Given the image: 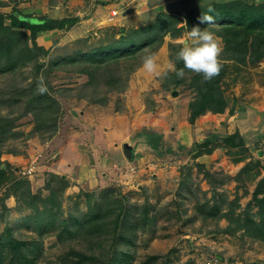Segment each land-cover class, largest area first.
<instances>
[{
	"label": "rangeland",
	"instance_id": "374dc122",
	"mask_svg": "<svg viewBox=\"0 0 264 264\" xmlns=\"http://www.w3.org/2000/svg\"><path fill=\"white\" fill-rule=\"evenodd\" d=\"M224 1L229 0H0V12L4 13L16 7L33 16H77L69 28L37 34V44L46 50L41 56L44 70L63 57L108 43L121 31L149 25L159 13L176 21L177 27L183 26L179 36L165 35L163 43L152 54L158 70H168L167 76L157 77L145 71L142 62L134 59L120 61L114 66L121 78L118 87L106 85L101 79L93 93L92 87L86 85L85 74L61 64L46 73L54 90L50 93L59 104L55 133L47 138V133L34 131L30 115L15 120L16 137L2 146L0 160L9 164L8 170L14 179L26 178L30 195L40 191L41 197L48 195L45 184L49 174L54 179L67 174L64 166H55L58 159L55 144L60 140L69 137L80 144L101 146L103 140L97 131L103 134V129L117 128L126 139L139 130L153 129L163 136L154 158L125 162L113 169L103 167L106 175L101 171L90 173L79 184L67 179V186L56 197L55 229L42 237L30 207L12 195L2 200L13 187L12 183L0 187V234L9 227L15 237L40 238L43 256L36 264H55L70 246L98 255L101 248L97 242H102L105 250L111 249L107 235L88 239L73 236L62 241L56 236V230L62 225L60 220L81 218L93 209H102L106 192L112 194L110 201L114 204L123 203L130 213V222L135 217L138 219L144 209L148 212L150 222L144 228L130 234L127 226L123 227L130 242L117 240L115 244L119 253L129 254L130 264H140L149 255L167 264H264V242L253 239L242 229L225 231L230 224L226 217L202 219L196 209L204 200L212 203L213 198L220 206V213L232 207L235 214H242L249 205V211L255 214L258 206L252 193L264 177V57L255 63H236L225 58L224 41L211 27L185 24L188 11ZM241 1L257 3L256 0ZM193 26L213 31L222 48L219 84L226 107L222 113L205 111L189 123L188 104L196 96L190 86L194 73H184V81L179 85L171 83L174 63L168 44L184 46L187 32ZM187 42L190 44L191 39ZM30 68V65L24 67L17 76L30 77ZM29 77L25 82L31 80ZM5 79L0 76V88ZM92 97L104 101L93 102ZM179 129L187 131L189 136L179 137L183 134ZM235 133L239 134L242 145L228 148L221 139ZM210 134L217 135L211 152L196 155L201 150L197 143ZM124 137L118 136L116 143L119 145ZM111 150L100 152L111 153ZM241 155L245 158L236 161ZM30 167L32 170L28 173ZM51 185L57 188V181ZM86 193L92 197L89 203ZM46 206L37 203L39 211H44ZM106 255L104 251L100 257L105 263L98 260L96 264H109Z\"/></svg>",
	"mask_w": 264,
	"mask_h": 264
},
{
	"label": "trees",
	"instance_id": "16d2710c",
	"mask_svg": "<svg viewBox=\"0 0 264 264\" xmlns=\"http://www.w3.org/2000/svg\"><path fill=\"white\" fill-rule=\"evenodd\" d=\"M215 18L213 24H201L199 17L208 14ZM77 16H64L52 18L48 16H33L24 14L18 8L12 7L8 13L0 12V76H5V82L0 88V155L5 142L16 137L14 132L15 120L30 115L34 122V131L47 133L51 137L57 129V116L59 111L58 101L51 95L54 91L46 78V73L59 67L73 66L75 72L85 74L86 85L92 87V91L100 85L101 79L106 85L117 88L120 83V76L116 74L114 66L120 61L137 60L142 62L146 55H152L163 43L165 35L175 38L181 34L183 26H176L165 14L159 13L155 21L149 25L133 28L129 32H122L117 38L108 43L91 47L88 50L76 52L70 56L54 61L47 70L43 69L44 61L41 56L46 54L44 46L37 44L36 37L39 32L53 29H66L71 27ZM8 20V24L4 23ZM185 24L209 26L222 37L224 41L223 52L225 58L239 64L255 63L264 57V2L248 3L241 0H229L224 2H213L199 10H190L186 14ZM30 44V45H29ZM170 57L175 69H183L184 73L192 72L184 68L183 62L177 59L176 53L179 50L178 44L170 43ZM138 62V63H139ZM31 66L30 77L17 76L24 67ZM112 67V68H111ZM222 67L218 75L211 80L204 81L200 74L194 73L191 77L190 86L195 90V98L188 104V122L193 123L194 119L205 111L222 113L226 107V100L220 88V77ZM173 85H179L183 80L177 77L175 71L171 72ZM31 80L25 82L27 78ZM43 78L48 91L44 94L37 92V84ZM106 78V79H105ZM93 102L103 103V98H91ZM5 110V111H4ZM15 116H12L15 113ZM217 135L210 134L197 143L201 150L196 153H209ZM228 148L242 145L238 133L228 135L221 139ZM244 155L239 156L236 161L243 160ZM9 164L0 160V187L8 182L12 183L2 200L10 195L21 199L26 207L33 210V218L39 236L50 234L56 226L57 214V193L64 189L68 180L64 176L54 179L49 174L45 188L47 196H39L40 191L30 195L28 181L26 178L14 179L8 170ZM57 181V188L51 184ZM11 189V190H10ZM21 189V191H20ZM23 193V194H22ZM259 194H262L260 197ZM105 200L102 209L91 210L81 218L72 217L60 220V229L56 230L58 240L77 236L79 238H92L109 236L110 250H105L102 242H97L101 248L100 254L86 253L70 246L59 256L55 264H96L101 261V255L105 251L109 264H130L129 254L119 253L115 247L117 240L130 242L124 235V226L130 234L138 229L144 228L149 222L148 212L143 210L138 219L130 222V213L126 211L123 203L114 204L110 201L112 194L104 193ZM87 202H90L91 194H87ZM252 199L258 206L257 212L252 214L249 205L242 211V214H235L231 207L227 212L220 213V206L215 199L212 203L204 200L196 209L200 212L202 219H214L226 217L229 221L225 231L234 232L242 229L244 233L253 239L264 242V177L259 180L252 193ZM46 204L44 211H39L37 203ZM3 208L5 205L2 204ZM56 208V209H55ZM59 228V227H58ZM57 229V228H56ZM43 256L42 240L18 238L13 235L12 229L7 228L4 234H0V264H36ZM105 263V259L101 261ZM47 264H51L47 262ZM107 264V263H106ZM140 264H167L166 261H157L155 255H149Z\"/></svg>",
	"mask_w": 264,
	"mask_h": 264
},
{
	"label": "crops",
	"instance_id": "0c3cea01",
	"mask_svg": "<svg viewBox=\"0 0 264 264\" xmlns=\"http://www.w3.org/2000/svg\"><path fill=\"white\" fill-rule=\"evenodd\" d=\"M119 128H121V125ZM120 130L118 128L109 130L103 129V134L97 131V136H100L103 140L101 146L95 145V147H93L94 145L92 146V144L91 146L85 143L80 144L75 139L72 140L69 137L60 140L55 144V146H58V159L56 160L55 166H64L67 171L65 172L67 173L65 176L66 179H74L76 181L75 183L79 184L80 181L86 179V175H90V173L94 175L95 172L97 174V171H101L102 174L106 175L103 167L113 169L117 167V165H122L125 162L138 163L148 156L154 158V153L159 152L158 148L163 138L161 132L153 129L151 131L139 130L131 138H127V140L122 136ZM178 131H180L181 134L183 133L182 136L179 137H183V135L185 137L189 136L187 131L186 133L181 129ZM118 136L124 137L121 138V143L119 145L116 143L117 140H115L118 139ZM126 141L131 142L132 146L135 148V155L132 160L126 159L123 153L122 144ZM105 149H112V152H100Z\"/></svg>",
	"mask_w": 264,
	"mask_h": 264
},
{
	"label": "clouds",
	"instance_id": "9594fccd",
	"mask_svg": "<svg viewBox=\"0 0 264 264\" xmlns=\"http://www.w3.org/2000/svg\"><path fill=\"white\" fill-rule=\"evenodd\" d=\"M256 2L262 3L264 0H256ZM203 14L199 17L201 24H213L215 18L210 14ZM191 39V43L187 42V39ZM222 48L216 39L215 33L210 30H203L199 26H193L187 32V38L184 46L179 48L176 53L177 59L183 62V66L186 69L191 70L194 73L200 74L204 81L211 80L213 77L219 74L222 64L219 60ZM142 66L145 71L160 76H167L168 70H158L156 62L152 55H146L142 58ZM172 71H175L177 77L184 75L183 69H175L173 66ZM48 91L46 84L41 77L37 84V92L44 94Z\"/></svg>",
	"mask_w": 264,
	"mask_h": 264
},
{
	"label": "water",
	"instance_id": "95a60500",
	"mask_svg": "<svg viewBox=\"0 0 264 264\" xmlns=\"http://www.w3.org/2000/svg\"><path fill=\"white\" fill-rule=\"evenodd\" d=\"M122 149H123V153L126 159L132 160L134 158L135 148L134 146H132L131 142L129 141L124 142L122 144Z\"/></svg>",
	"mask_w": 264,
	"mask_h": 264
},
{
	"label": "built area",
	"instance_id": "2783aa9c",
	"mask_svg": "<svg viewBox=\"0 0 264 264\" xmlns=\"http://www.w3.org/2000/svg\"><path fill=\"white\" fill-rule=\"evenodd\" d=\"M31 170H32V168L30 167V168L28 169V171H27V172H28V173H31Z\"/></svg>",
	"mask_w": 264,
	"mask_h": 264
}]
</instances>
